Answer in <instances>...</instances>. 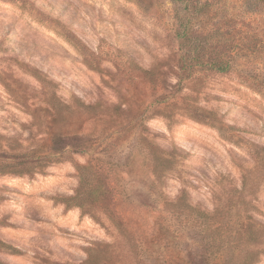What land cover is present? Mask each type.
<instances>
[{
  "label": "rangeland",
  "instance_id": "rangeland-1",
  "mask_svg": "<svg viewBox=\"0 0 264 264\" xmlns=\"http://www.w3.org/2000/svg\"><path fill=\"white\" fill-rule=\"evenodd\" d=\"M84 177L101 204L56 199ZM182 191L207 220L168 205ZM248 253L264 264V0H0V261Z\"/></svg>",
  "mask_w": 264,
  "mask_h": 264
},
{
  "label": "trees",
  "instance_id": "trees-1",
  "mask_svg": "<svg viewBox=\"0 0 264 264\" xmlns=\"http://www.w3.org/2000/svg\"><path fill=\"white\" fill-rule=\"evenodd\" d=\"M186 27V26H184ZM187 28H183L182 33H179L180 35L183 36V38L186 37L187 35ZM185 40H188L187 38ZM198 59V56H195L194 54L190 57V60L192 59ZM211 68L217 69V70H226L227 67L216 63V62H208L207 63ZM138 154L143 157L147 158L152 162V171L155 176V179L157 181H160V178L167 172L172 170V163H162V160L160 157L155 154L151 150L147 149H138ZM82 168V167H81ZM91 180L88 178L84 179L82 178L81 181V187L82 189L78 190L74 195L71 196H61V197H56L57 200H60L64 202L66 205L71 206V205H77L79 206L84 212L85 210H89V208H93L103 202V199L101 197H98L97 195L94 198L88 197V193H91L94 195L95 189L91 188L90 186ZM88 192V193H87ZM87 193V194H86ZM168 205L175 210L177 213H182L185 215H195V217H201L204 220H207L209 217L203 216V211H198L197 206L195 204H192L189 202L188 199V194L185 191H182L181 194L175 199V200H170L168 201ZM232 246H229L227 248V251H232L231 250ZM218 252L223 253L225 250V247L221 244L218 245L217 249ZM254 258L253 253H248L246 256H239L235 260H224L223 264H251L252 260ZM0 264H4L0 261Z\"/></svg>",
  "mask_w": 264,
  "mask_h": 264
}]
</instances>
